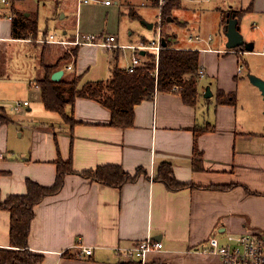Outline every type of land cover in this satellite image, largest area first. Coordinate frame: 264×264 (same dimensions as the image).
<instances>
[{
	"label": "crops",
	"instance_id": "1",
	"mask_svg": "<svg viewBox=\"0 0 264 264\" xmlns=\"http://www.w3.org/2000/svg\"><path fill=\"white\" fill-rule=\"evenodd\" d=\"M8 1L1 3L0 0V73H4L1 80L9 85L18 84L26 89V94L34 85L41 97L43 48L34 44L32 37H12L16 11L37 19L40 39L54 34L56 38L71 40L78 31L88 30L82 27V21L79 25L77 16L75 26L68 25L63 33L50 30L48 20L41 29L40 3L45 4V0ZM51 1L56 8L64 5L60 6L65 10L62 17L68 16L69 0ZM70 1L76 3L78 14L82 6L90 14L99 6L117 3L114 0L109 4L105 0ZM200 1L204 0H176L172 9L175 20L169 16L172 18L169 22L188 27L190 33L184 38V44L178 45L180 40L175 30L166 31L176 47L197 49L199 69L204 70L205 77L218 80L216 92L209 98L205 97L206 87L199 75L195 104L185 103L179 93L157 90L151 98L134 106L133 126L122 128L109 124L111 112L99 101L77 97L72 106H67V113L77 122H65L57 113L54 118L58 120L30 127L31 144L13 148L21 156L8 154L10 143L0 133V151L4 153L0 158L1 199L9 194L26 193L28 178L42 185L53 184L56 161L60 157L71 160L76 171L102 164H120L131 174L144 169L135 180L121 187L91 180L80 173L67 174L60 192L45 196L35 206L28 243L32 251L44 254L41 264H141L125 257L122 251L148 236L161 241L162 248L147 253L144 264H221L219 255L202 249L210 236L227 240L229 234H264V131L255 128L261 124L264 99L257 86L247 79L241 64L247 65L246 55H264V0H216L203 10L197 5ZM248 7L237 18L245 41L253 48L250 51L244 47L229 49L225 15L231 9ZM181 11L199 12L204 16L213 12L223 34L214 35L212 30H206L207 25L201 24L194 29L197 32H192L194 23L179 19ZM161 17L160 12L157 18ZM150 23L153 27L160 26L161 31L165 25L158 21ZM110 33L121 44L119 34ZM105 34L101 32L98 36L102 38ZM196 34L204 40L190 41L189 36ZM143 39L146 38L123 43L126 46L120 47L118 53L113 50L114 58L117 59L122 49L131 48ZM41 42L50 43L52 54L45 55L53 61H58L59 51L70 45ZM98 48L88 44L79 47L74 61L68 60L56 69H64L61 79H72L83 73L82 82L101 80L85 78V73L97 64L94 54ZM84 52L92 54L89 62L81 60ZM14 54H17L16 61L11 65ZM115 63L125 69L130 64L120 65L116 60ZM9 64L19 77H15ZM67 65L72 68L67 69ZM220 91L224 92L222 96ZM232 93L235 101L226 102ZM23 99L28 100L25 106L31 110L30 99ZM248 104L252 112L249 115L245 113ZM163 162L171 164L175 179L184 184L182 187L171 188L158 177ZM10 221V212L0 209V247L10 245ZM78 244L93 247L92 254L82 253Z\"/></svg>",
	"mask_w": 264,
	"mask_h": 264
},
{
	"label": "trees",
	"instance_id": "2",
	"mask_svg": "<svg viewBox=\"0 0 264 264\" xmlns=\"http://www.w3.org/2000/svg\"><path fill=\"white\" fill-rule=\"evenodd\" d=\"M161 24L176 5L172 0H165L160 6ZM248 8L241 10L231 9L228 16L235 14L241 18ZM168 20V17H167ZM38 33L36 18L17 12L12 23L13 38H35ZM171 35L164 37L168 45L160 52L159 59L144 63L135 72H127L125 68L115 63L109 78L103 80H88L82 82L83 73L72 79L63 77L56 81L52 79L53 72L59 67L60 59L54 63L42 61V76L39 78L41 100L49 111L60 114L65 122L76 123L72 115L67 113V106L73 105L77 97H87L99 101L111 112L110 125L130 127L134 124V106L144 99L151 98L159 91L179 93L184 102L195 104L198 97L199 60L200 52L197 49H187L173 46ZM243 49V46L234 49ZM78 47L71 53L66 52V58L78 55ZM150 56L155 57L151 52ZM224 92L219 93L223 95ZM209 98V97H208ZM224 102L223 100H221ZM226 102L233 103L235 94H229ZM57 175L51 185H42L30 178L27 179V192L24 194H9L4 199L0 197V209L10 212V245L0 247V264H41L44 254L32 251L29 248V234L31 222L35 216V206L47 195L60 192L69 173H80L84 177L110 186L121 187L129 181L135 180L144 172L140 168L135 174L124 170L120 164H102L92 169L76 171L71 160L61 157L56 161ZM158 177L168 183L171 188L177 189L184 184L178 182L170 163L161 164Z\"/></svg>",
	"mask_w": 264,
	"mask_h": 264
},
{
	"label": "rangeland",
	"instance_id": "3",
	"mask_svg": "<svg viewBox=\"0 0 264 264\" xmlns=\"http://www.w3.org/2000/svg\"><path fill=\"white\" fill-rule=\"evenodd\" d=\"M115 2L112 6L106 7V6H99L94 11H91L90 14L86 12L84 9V6L79 8V14L76 9V3L68 1V6L66 9H68V16L62 17L63 15V9L59 7L56 8L55 3L54 5L51 4V0H45V4L43 1L40 3V12H39V18H40V28L42 29V26L44 25V21L48 20V28L50 30H54L57 33H63V30L65 27H67L70 24H76V16L78 18V22L80 25V21L82 27L85 28L88 31H85L87 33H94L96 35H99L101 32L106 33L105 35L112 34L110 32H117L119 34V40L121 44H129V43H135L137 40L142 39V37H145L146 39H143L142 42L147 41V39H151L152 37H155L157 35V31L160 30L159 27H153L149 28L147 26V23L150 22H156L158 21L159 24L161 23V19L157 18V15L160 14V9L158 5L154 4V2L158 1L160 4L164 3L165 0H114ZM173 3L176 2V0H172ZM216 0L211 1H200L197 2V5L200 7L201 10L205 6L212 5ZM94 2V1H92ZM91 2V3H92ZM99 2V1H95ZM184 2V0H183ZM96 4H102L96 3ZM102 10H104V13H102ZM136 12L137 15L133 16L132 13ZM179 19L182 20V18H185L189 22H193L194 26L191 27L193 30L192 32H197L196 27H198V24H201L203 26L207 25L206 30H212L210 31L212 34L220 35V33L223 34L222 29L219 31V19L217 21V16L213 12H208L205 16L202 15V13L194 12V11H181ZM51 19H46L48 17H52ZM171 16L174 20L175 17L173 16V13H171L167 16ZM165 21V25L163 27L162 35L163 37H167L171 34H168L166 30L168 28L171 30H175L178 33V45L184 44V38L188 36L190 31L188 32V27H183L179 23L171 21L169 22L167 20ZM217 21V22H216ZM80 27V26H79ZM196 29V30H194ZM109 33V34H108ZM207 33V32H206ZM33 43L38 45L39 47L43 48L44 52V61L47 63H53L56 61H53V59H50L51 52V45L47 42H41L40 36H36L35 38H32ZM73 40V39H71ZM117 42V40H116ZM138 44V43H137ZM44 46V47H43ZM81 47L83 45L80 44H73L70 43V45L65 46L62 50L58 53V59H60V65L58 68L62 66V64L66 61H74L75 58L73 55L71 57L66 58V52L68 51L71 53V49L74 47ZM175 46V45H173ZM101 47V48H100ZM69 48V49H68ZM113 50L118 53L120 51V47H103L99 46L98 50L96 49V52L94 54V59L96 60V65H92L90 70H88L85 73V78H107L110 76V72L112 70L113 65L115 64V60L119 62L120 65H128L131 62L132 56L134 54V50L132 48H124L120 52L119 56L114 58L113 56ZM48 53L47 57L45 53ZM72 54V53H71ZM151 52L147 51L146 55H143V61L144 63H148L149 61H154L156 58L150 56ZM17 54H14V57L11 59V65L13 62H15V57ZM92 54L90 52H84L82 53V61H88ZM157 60V58H156ZM245 65L243 62L241 64L244 66V71L247 79L251 82L249 78V73L257 74L258 76L264 78V55H258L255 56L246 55L245 56ZM9 64V69L13 72L15 77H19V73H16V71L11 69V65ZM8 70V69H7ZM5 71L4 68H2V72ZM4 73H0V105L4 106V109L0 108V133H3L6 137V140L10 143V154L13 156H21L17 153L13 148H19L23 145V143H27V145H30V130L29 128L32 126H39L42 125V122H54L55 120H58L57 118H54V116L57 117V112H51L47 110L40 97V92L38 91L39 88L32 85L28 89L29 92L26 94V89H23L18 84H7L3 79L1 80ZM96 74V75H93ZM201 84L206 87V89L209 87L212 93L216 92V86L218 85V80L213 79L212 76H201L200 77ZM252 83V82H251ZM30 84V82H29ZM28 84V85H29ZM253 84V83H252ZM258 88V87H257ZM259 89V88H258ZM260 90V89H259ZM261 92V91H260ZM28 97L31 101L32 109L28 110L27 107L23 105L19 109H15L14 105L15 102L18 100H24L23 98ZM263 97V96H262ZM264 107V102H263ZM246 114H251L252 112H249V109L251 106L248 104L245 107ZM242 107L239 106V110H241ZM6 113V114H5ZM264 131V108L262 110V116H261V124H257L255 127L257 130L259 129ZM264 142V139L262 140Z\"/></svg>",
	"mask_w": 264,
	"mask_h": 264
},
{
	"label": "built area",
	"instance_id": "4",
	"mask_svg": "<svg viewBox=\"0 0 264 264\" xmlns=\"http://www.w3.org/2000/svg\"><path fill=\"white\" fill-rule=\"evenodd\" d=\"M81 3H87L91 0H79ZM8 0H1V3H8ZM111 0H105V3L109 4ZM160 4V2H159ZM162 3L160 4V6ZM1 10V9H0ZM12 18V16H9ZM161 30V28H160ZM157 31V35L148 41L141 42L139 44L131 45L130 47L134 50L130 64L127 66V72H135L139 67L144 65L143 55L141 51L153 52L159 59L160 52L166 47L162 44V32ZM41 41L56 42L59 44H70L75 45H97L103 47H125L116 42L117 37L114 34L106 36H98L94 33H87L78 31L75 35V39L67 40L63 38H56L54 34H51L47 39H40ZM190 41H201L204 40L200 34L190 35ZM129 46V45H127ZM67 69H71L72 65H67ZM205 72L203 69H199V75L204 76ZM28 100H18L15 102L14 108L19 109L23 105H27ZM4 153L0 151V158H3ZM80 251L86 255H91L93 247L84 246L81 244L76 245ZM162 248V242L153 239L151 236L139 241L134 247L125 249L122 254L128 259H136L144 264V258L150 251L159 250ZM204 251L212 252L219 255L221 264H264V234L255 232H246L241 234H229L227 240H221L218 236L212 235L207 241V245L202 247Z\"/></svg>",
	"mask_w": 264,
	"mask_h": 264
},
{
	"label": "water",
	"instance_id": "5",
	"mask_svg": "<svg viewBox=\"0 0 264 264\" xmlns=\"http://www.w3.org/2000/svg\"><path fill=\"white\" fill-rule=\"evenodd\" d=\"M171 19H172L171 17L168 18V20ZM147 26L152 28L153 24L147 23ZM227 37H228V41L226 45L229 49H234L236 47L243 46L246 50L250 51L253 48L250 42L245 41L244 36L240 31L238 18L234 14L230 15L227 20ZM162 44L164 46L168 45V42L164 37L162 38ZM142 54H145V51H142ZM63 74H64V69L63 68L58 69L53 72L52 79L59 81L61 80ZM249 78L251 82L260 89L264 99V78L253 73H249ZM210 96H212V91L208 87L205 92V97L208 98Z\"/></svg>",
	"mask_w": 264,
	"mask_h": 264
}]
</instances>
